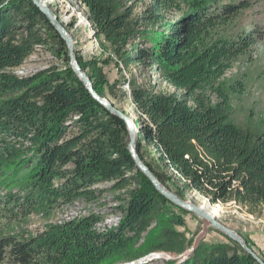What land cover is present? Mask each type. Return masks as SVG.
<instances>
[{"label":"trees","instance_id":"16d2710c","mask_svg":"<svg viewBox=\"0 0 264 264\" xmlns=\"http://www.w3.org/2000/svg\"><path fill=\"white\" fill-rule=\"evenodd\" d=\"M77 1L88 8L96 37L126 67L144 65L174 89L134 81L130 94L120 96L141 118L137 153L161 184L171 190L169 176L147 163L149 146L184 190L212 205L235 203L263 215L264 132L231 121L230 98L219 85L262 35L234 32L252 0H151L141 17L124 0ZM183 4L189 8L184 19L167 23L166 13ZM51 41L67 53L32 0H0V264H128L151 254L171 260L187 254L193 242L177 213L187 211L138 169L126 122L99 104L71 68L28 77L11 72ZM83 69L91 70L99 96L119 99L115 84L104 89L95 63ZM108 192L123 193L116 198V227L98 229L103 218L94 213L51 222L58 208L76 202L105 206ZM33 216L47 221L36 232L24 227ZM228 241L199 244L183 264H258Z\"/></svg>","mask_w":264,"mask_h":264},{"label":"rangeland","instance_id":"374dc122","mask_svg":"<svg viewBox=\"0 0 264 264\" xmlns=\"http://www.w3.org/2000/svg\"><path fill=\"white\" fill-rule=\"evenodd\" d=\"M47 3L51 10L58 16L59 21L67 29L68 35L72 39L76 62L88 76L93 85L91 70H84V65L95 63L104 74V89L108 91L111 85H116V94L119 99L115 100L107 93L104 99L114 104L118 109L124 112L137 130V140L141 128L137 121L140 116L136 112L135 106L128 98L121 100V92L130 94L132 82L143 85L158 86V90L168 93L174 92V89L168 84L161 82L158 75L144 65L126 67L115 51L103 39H98L89 20V10L77 0H42ZM238 2L240 0H234ZM128 7H132L136 17L145 14L151 0H124ZM183 10L166 13L167 23L180 22L184 19L189 8L182 5ZM236 24V26H235ZM234 24V32L238 34L241 31H253L259 29L262 31L261 37L255 41V45L244 55L240 56L233 64L230 70L223 77L219 85L229 95L231 121L242 128H251L252 130L264 132V0H252L249 9L240 13L239 18ZM162 29H160L161 31ZM65 43V42H64ZM67 53L62 51L61 45L57 42L49 43L46 47H39L34 54L21 67L13 69L11 72L21 77L33 76L46 70L64 71L71 68L76 74L71 64L70 50L67 44ZM131 46H128V50ZM67 55L68 58L67 59ZM77 76V75H76ZM78 77V76H77ZM79 78V77H78ZM241 84L242 86L240 87ZM129 130V129H128ZM146 161L156 171L165 172L170 178L171 192L179 191L183 195V201L199 206L200 208L213 213L212 215L223 225L235 231L239 237L247 243L249 248L264 263V212L261 216L250 214L245 208L235 204H216L212 205L206 198L192 190H184L182 183L178 181L173 172L166 166L159 153L153 148L146 149ZM109 183L100 185L99 188H108ZM2 194L6 190H2ZM123 193H106L101 202L105 204L102 207L100 203L87 204L85 202H76L73 205L58 208L53 216L52 223H60L76 218L86 217L92 213L103 218V222L98 225V229L104 230L105 227L114 228L119 223L116 215V206L119 204L116 198ZM220 205L221 208L216 207ZM178 211V210H177ZM176 211V212H177ZM182 215L186 222L183 229L189 239L193 242L190 251L174 260L163 254H151L147 258L138 262L128 264H183L191 258L194 250L199 244L215 245L218 243H229L227 237L216 231L205 220L198 215L188 212H177ZM5 221L0 218V228ZM47 223L40 216L30 218L28 224L24 225L28 230L36 232L41 230ZM238 244V243H237ZM241 246L240 244H238ZM242 247V246H241ZM246 254L250 255L243 247ZM260 264L256 259H254ZM173 261V263H171ZM127 264V263H126Z\"/></svg>","mask_w":264,"mask_h":264},{"label":"water","instance_id":"95a60500","mask_svg":"<svg viewBox=\"0 0 264 264\" xmlns=\"http://www.w3.org/2000/svg\"><path fill=\"white\" fill-rule=\"evenodd\" d=\"M32 2L39 8V10L46 16L50 25L54 28L60 38L67 44L70 50V59L71 64L74 67L76 75L86 86L92 97L103 107H105L111 114L123 119L129 129V150L135 160L136 166L138 169L149 179V181L155 186V188L162 194L167 200L172 202L174 205L198 215L200 218L205 220L209 225H211L214 229L225 235L229 240H232L238 244H240L250 255L254 257L260 264H264L258 256L249 248L247 243H245L239 235L233 231L232 229L226 227L221 224L216 218H214L209 212L203 210L199 206L193 205L186 201H183L176 194L171 192L168 188L163 186L158 178L153 174V172L149 169V167L141 160L137 153V134L136 140H133V130L134 125L132 124L130 118L118 109L114 104L109 102L108 100L102 98L95 91L92 82L88 76L82 71L80 66L76 62V56L74 52V46L72 44V39L68 35L67 29L62 25L59 21L58 16H55V13L51 10L49 6H46L42 0H32Z\"/></svg>","mask_w":264,"mask_h":264},{"label":"bare ground","instance_id":"6f19581e","mask_svg":"<svg viewBox=\"0 0 264 264\" xmlns=\"http://www.w3.org/2000/svg\"><path fill=\"white\" fill-rule=\"evenodd\" d=\"M44 4H45L46 6H49V5H47V3H45V2H44ZM136 134H137V130L134 129V130H133V140H136ZM203 210H204V209H203ZM205 211H206V210H205ZM207 212H208V211H207ZM209 213H210V212H209ZM210 214L212 215L213 213H210ZM213 215H214V214H213ZM213 215H212V216H213ZM213 217H214V216H213ZM214 218H215V217H214Z\"/></svg>","mask_w":264,"mask_h":264}]
</instances>
